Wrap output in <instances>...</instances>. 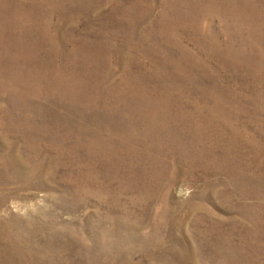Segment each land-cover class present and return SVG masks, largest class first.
I'll use <instances>...</instances> for the list:
<instances>
[{
    "label": "rangeland",
    "instance_id": "rangeland-1",
    "mask_svg": "<svg viewBox=\"0 0 264 264\" xmlns=\"http://www.w3.org/2000/svg\"><path fill=\"white\" fill-rule=\"evenodd\" d=\"M0 264H264V0H0Z\"/></svg>",
    "mask_w": 264,
    "mask_h": 264
}]
</instances>
